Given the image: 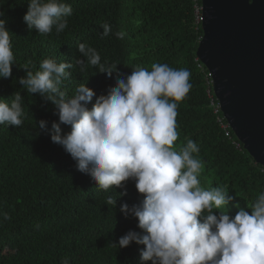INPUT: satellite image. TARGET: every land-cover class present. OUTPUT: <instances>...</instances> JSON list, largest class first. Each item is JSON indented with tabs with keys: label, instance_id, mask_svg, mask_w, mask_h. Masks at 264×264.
I'll use <instances>...</instances> for the list:
<instances>
[{
	"label": "trees",
	"instance_id": "trees-1",
	"mask_svg": "<svg viewBox=\"0 0 264 264\" xmlns=\"http://www.w3.org/2000/svg\"><path fill=\"white\" fill-rule=\"evenodd\" d=\"M28 2L0 0V19L6 21L15 56L11 77L0 78V99L9 102L19 93L25 112L22 125H0V264H62L65 258L69 264H151L140 258L143 245L133 242L120 248L118 244L129 231L144 234L133 216L125 218L120 211L125 203L130 208L142 204L144 197L135 181L103 190L89 174L78 171L63 146L51 141V125L59 122L56 104L48 94L29 93L19 83L28 71L40 70L46 58L70 65L58 85L66 99L81 84L94 91L86 105L89 110L137 65L150 70L152 63H167L188 69L191 89L177 109L176 147L189 138L197 142L204 165L200 182L209 179L211 187L228 186L230 217L239 210L251 214L254 198L264 190V167L232 129V139L227 136L219 118L228 122L213 107L219 102L208 83L210 73L197 56L204 35L196 18L201 0H64L73 9L67 28L60 34L53 28L45 35L25 23ZM105 23L113 33L122 30L127 35L123 40L114 34L101 39ZM79 44L94 47L102 64L116 65L111 78L99 66L88 65ZM78 60L87 65L86 70H81ZM41 120L47 121V130L39 128ZM70 131V126L61 125V135ZM109 197L115 205L106 203Z\"/></svg>",
	"mask_w": 264,
	"mask_h": 264
},
{
	"label": "clouds",
	"instance_id": "clouds-1",
	"mask_svg": "<svg viewBox=\"0 0 264 264\" xmlns=\"http://www.w3.org/2000/svg\"><path fill=\"white\" fill-rule=\"evenodd\" d=\"M28 5L23 19L41 35L52 33L53 28L62 33L73 13L64 0H29ZM101 26V39L114 34L123 40L127 35L122 30L113 33L109 24ZM79 51L88 65L99 66L111 78L115 64H102L89 44H79ZM14 63L10 32L0 19V78L11 77ZM77 63L86 70L83 61ZM66 67L70 65L43 59L40 70L28 71L19 83L29 93L48 94L56 104L59 122L51 125V141L63 146L78 171L89 174L103 190L135 181L144 197L142 204L130 208L125 203L120 211L125 218L133 216L144 234L129 231L119 239L120 248L133 242L143 245L140 258L151 264H264V190L254 198L251 214L239 210L232 218L226 210L232 199L228 186H201L204 165L198 158V143L189 138L176 147L177 109L191 89L188 69L167 63H152L150 70L137 65L89 110L86 105L95 95L92 89L81 84L69 99L59 90ZM24 118L19 93L9 102L0 99V125L20 126ZM61 125L71 131L61 135ZM39 128L47 130V121H39ZM106 203L115 205V200L109 197ZM4 219H9L7 214ZM62 264H69L68 259Z\"/></svg>",
	"mask_w": 264,
	"mask_h": 264
},
{
	"label": "water",
	"instance_id": "water-1",
	"mask_svg": "<svg viewBox=\"0 0 264 264\" xmlns=\"http://www.w3.org/2000/svg\"><path fill=\"white\" fill-rule=\"evenodd\" d=\"M197 56L232 131L264 167V0H201Z\"/></svg>",
	"mask_w": 264,
	"mask_h": 264
},
{
	"label": "built area",
	"instance_id": "built-area-1",
	"mask_svg": "<svg viewBox=\"0 0 264 264\" xmlns=\"http://www.w3.org/2000/svg\"><path fill=\"white\" fill-rule=\"evenodd\" d=\"M195 1H197V0H195ZM196 18H197V23L198 24L203 23V8L200 7L199 5H196ZM208 83H209L210 86H213V81H212L211 76H209V78H208ZM211 94L212 93L209 91V95L210 96H211ZM213 107H214L215 112L217 114L222 112L221 105L219 103L217 105L215 103H213ZM224 119H225V117H224ZM219 122L221 123L222 128L226 131L227 136H229L232 139V136H231V133H230V129H231L230 124L229 123L225 124L221 118H219ZM234 144L237 146V148L239 150H241V145L239 143L234 141Z\"/></svg>",
	"mask_w": 264,
	"mask_h": 264
},
{
	"label": "rangeland",
	"instance_id": "rangeland-1",
	"mask_svg": "<svg viewBox=\"0 0 264 264\" xmlns=\"http://www.w3.org/2000/svg\"><path fill=\"white\" fill-rule=\"evenodd\" d=\"M201 186L204 188L210 187L209 179H206V181H202Z\"/></svg>",
	"mask_w": 264,
	"mask_h": 264
}]
</instances>
